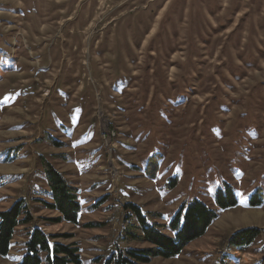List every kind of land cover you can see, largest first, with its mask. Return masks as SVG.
I'll return each mask as SVG.
<instances>
[{
	"label": "rangeland",
	"instance_id": "374dc122",
	"mask_svg": "<svg viewBox=\"0 0 264 264\" xmlns=\"http://www.w3.org/2000/svg\"><path fill=\"white\" fill-rule=\"evenodd\" d=\"M45 162L78 189L79 226L51 222ZM226 187L238 204L221 210ZM21 199L32 220L0 264L34 227L83 264L151 249L128 205L170 234L194 200L214 224L144 264H264V0H0V212Z\"/></svg>",
	"mask_w": 264,
	"mask_h": 264
},
{
	"label": "trees",
	"instance_id": "16d2710c",
	"mask_svg": "<svg viewBox=\"0 0 264 264\" xmlns=\"http://www.w3.org/2000/svg\"><path fill=\"white\" fill-rule=\"evenodd\" d=\"M46 181L50 189L48 196L52 202H45V207L59 214L51 219L58 224L62 222L74 226L80 225L81 204L78 189L72 187L64 175L56 170L50 163L44 164ZM261 198L254 195L251 206L261 204ZM216 204L219 209L227 210L238 204L236 196L230 187L219 191L216 195ZM138 222L140 236L131 235L135 240H141L151 245V249H121L117 247L104 264H144L153 258H175L192 242L203 237L217 220L219 214L209 208L205 203L194 200L183 204L174 218L169 222L167 234L162 231L161 225L151 221L140 208L128 205ZM31 213L23 199L17 201L11 208L0 212V257L6 258L10 254L11 244L16 230L29 224ZM93 227L92 224L86 225ZM260 230L246 228L235 233L230 245L236 249L250 246L259 237ZM61 238L57 235H48L42 228L34 227L26 242V251L19 264H83L80 251L75 244L57 242ZM65 238H69L66 236ZM141 238V239H140Z\"/></svg>",
	"mask_w": 264,
	"mask_h": 264
}]
</instances>
